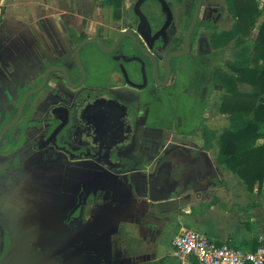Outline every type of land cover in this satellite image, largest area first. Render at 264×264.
Returning <instances> with one entry per match:
<instances>
[{
    "label": "flooded vegetation",
    "instance_id": "obj_1",
    "mask_svg": "<svg viewBox=\"0 0 264 264\" xmlns=\"http://www.w3.org/2000/svg\"><path fill=\"white\" fill-rule=\"evenodd\" d=\"M197 4L134 0L129 6L122 1L98 10L69 8L64 45L53 41L61 31H46L40 43L43 54L33 71L15 77L11 68L17 63L8 58L0 73V133L17 122L0 136V156H6L0 175L19 170L26 155L38 162L44 155H66L98 166L97 157L114 155L110 166H104L108 169L122 167L127 155H181L184 162L198 155L197 162L187 166H201L193 170L198 180L209 174L203 127L210 85L202 78L209 56L201 54L210 39L198 35L200 29H209L201 22L215 17H202L209 4L205 0L188 51L174 55L185 49ZM86 38L95 40L78 51ZM6 53L3 50L1 57L6 59ZM41 83L22 108L26 93ZM197 137L203 138V145L184 142ZM162 140L169 143L163 147ZM133 160L131 168L137 169L141 158ZM168 168H157V175L175 187L180 180L170 179ZM2 218L0 210V264H14L13 232Z\"/></svg>",
    "mask_w": 264,
    "mask_h": 264
},
{
    "label": "crops",
    "instance_id": "obj_2",
    "mask_svg": "<svg viewBox=\"0 0 264 264\" xmlns=\"http://www.w3.org/2000/svg\"><path fill=\"white\" fill-rule=\"evenodd\" d=\"M102 1L0 0V73L9 58L17 63L11 73L25 77L42 57L46 31H61L53 41L64 45L69 8H108ZM231 20L223 31L233 27ZM214 141L204 147L210 173L198 180L195 171H183L175 192L161 201L150 200L147 177L159 178L157 168L164 165L170 177L175 169L196 163L198 155L185 162L181 155H127L123 166L114 169L66 155H44L40 163L33 155L22 157L19 170L0 175V210L13 232V263L189 264L197 259L179 256L172 246L173 236L187 227L218 244L255 250L264 237V194L249 191L237 174L217 162ZM167 143L162 140L161 146ZM134 156L141 158L137 169L131 168ZM5 159L0 156V164Z\"/></svg>",
    "mask_w": 264,
    "mask_h": 264
},
{
    "label": "trees",
    "instance_id": "obj_3",
    "mask_svg": "<svg viewBox=\"0 0 264 264\" xmlns=\"http://www.w3.org/2000/svg\"><path fill=\"white\" fill-rule=\"evenodd\" d=\"M120 1L103 0L101 5H118ZM205 2H219L235 20L230 30L215 31L210 37L212 51L202 74L210 86L221 87L214 81L215 68L220 63L213 51L224 48L234 39L240 47L233 60L228 61L232 73L222 77L226 95L222 97L220 111L228 115L229 125L218 138L217 162L237 174L249 191L259 193L264 186V12L258 0ZM201 23L216 28L213 18ZM203 135L205 147L211 148L216 131L204 126ZM189 264L198 262L193 260Z\"/></svg>",
    "mask_w": 264,
    "mask_h": 264
},
{
    "label": "rangeland",
    "instance_id": "obj_4",
    "mask_svg": "<svg viewBox=\"0 0 264 264\" xmlns=\"http://www.w3.org/2000/svg\"><path fill=\"white\" fill-rule=\"evenodd\" d=\"M124 1V4L127 6L131 5L134 0H121V2ZM174 5H175V0H170ZM260 5L263 7V12H264V0H258ZM119 2V4H121ZM193 2H196V0H193ZM228 11L226 8L216 2H211L203 7V13L202 17L204 19H207L210 17V14L213 13L214 15V24L216 25V28H209V29H200V34L198 35V38L204 37L206 41L208 42L211 35L215 31H223L225 28V22H232L231 16L227 13ZM262 21V17L259 19L258 23ZM256 32V30H255ZM236 39L230 41L224 48H218L217 50L213 51L215 55L218 57L219 60V66L215 68V76H214V81L219 83L221 85L220 88H214L212 86H209L206 93H205V111L207 113V118H206V125L209 127L216 129L217 133L215 136V141L218 140V137L220 134L225 130L226 127L229 125V120H228V115L222 113L220 111V106L222 102V97L226 95V86L222 83V77L226 74L232 73L230 69V65L228 61L233 60L234 58V53L240 49V47L236 46ZM197 48H200L199 45H197ZM196 51V48H195ZM212 49L210 45L206 46L204 48V52L201 54L203 57L208 56L209 53H211ZM198 56L199 54H194ZM208 119V120H207ZM158 132V131H157ZM170 134V133H169ZM162 137H165L163 135ZM195 139V138H192ZM195 140L198 141V144L201 145L203 138L197 137ZM195 141V142H197ZM193 182V181H192ZM264 194V186L260 190L258 194Z\"/></svg>",
    "mask_w": 264,
    "mask_h": 264
},
{
    "label": "built area",
    "instance_id": "obj_5",
    "mask_svg": "<svg viewBox=\"0 0 264 264\" xmlns=\"http://www.w3.org/2000/svg\"><path fill=\"white\" fill-rule=\"evenodd\" d=\"M172 246L179 256L195 257L198 264H264V237L255 250H249L218 244L203 232L187 227L173 236Z\"/></svg>",
    "mask_w": 264,
    "mask_h": 264
},
{
    "label": "water",
    "instance_id": "obj_6",
    "mask_svg": "<svg viewBox=\"0 0 264 264\" xmlns=\"http://www.w3.org/2000/svg\"><path fill=\"white\" fill-rule=\"evenodd\" d=\"M202 1L203 0H198V4H197V8H196V12H195V15H194V18L192 20V23L189 27V30H188V34H187V39H186V46H185V49L182 50L181 52H178V53H174V55H182L184 53H186L189 49V37L191 35V32L193 31L196 23H197V19H198V16H199V12H200V9H201V6H202ZM164 2V0H163ZM95 39H92V38H86L83 43H81L77 49L79 51V49L87 44V43H91L93 42ZM43 86V83H41L37 88L35 89H32V90H29L24 99H23V104H22V108L24 106V103L27 99V97L32 94V93H35L37 91H39ZM21 108V110H22ZM17 122V118L14 119L10 124H8L3 130L2 132L0 133V136L2 134H4L9 128H12L14 126V124ZM55 144V143H53ZM71 158H75V156L73 155H69ZM82 155H79V157L77 158H80ZM99 156V155H98ZM104 156V160H100L99 157L96 158V161L100 164L99 166H110V164L113 162V157L114 155H103ZM201 166L199 165H196V166H186V167H183V168H179V169H175L173 175L170 174V178H172L173 180H180V174L183 172V171H186V170H195V171H200ZM110 169V168H109ZM133 170V169H132ZM125 173H129V171H125ZM176 177V178H175ZM145 180V179H144ZM147 183H146V186H147V189H146V193L149 195V198L150 200L152 201H161V200H164V199H167L168 197H170L174 192H175V187H168L166 184H165V179L163 178H157L155 180L151 179V177H147L146 179Z\"/></svg>",
    "mask_w": 264,
    "mask_h": 264
}]
</instances>
